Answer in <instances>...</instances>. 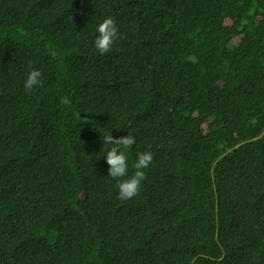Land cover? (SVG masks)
I'll return each instance as SVG.
<instances>
[{"label": "trees", "instance_id": "obj_1", "mask_svg": "<svg viewBox=\"0 0 264 264\" xmlns=\"http://www.w3.org/2000/svg\"><path fill=\"white\" fill-rule=\"evenodd\" d=\"M0 264H264V0H0Z\"/></svg>", "mask_w": 264, "mask_h": 264}, {"label": "clouds", "instance_id": "obj_2", "mask_svg": "<svg viewBox=\"0 0 264 264\" xmlns=\"http://www.w3.org/2000/svg\"><path fill=\"white\" fill-rule=\"evenodd\" d=\"M98 35L94 39V47L100 55L109 53L116 40L120 38L119 30L116 25V21L111 18H105L96 28ZM41 72L37 69H31L24 82V88L26 91L42 86ZM123 90L118 85L112 89H106L102 91H119ZM67 103V101H63ZM105 121V122H120ZM117 130V126H111ZM101 136V134H97ZM103 136V135H102ZM114 135H106L103 138V146H109L106 153V163L109 166L108 176L117 180L116 185L118 189L117 199L121 201L131 200L136 197L139 192L142 183L147 179L145 169H147L153 162L154 155L149 151L137 153V158L132 164L134 172L131 176L128 175V157L126 152L130 150L136 143L134 136L131 133H126V136L114 138ZM127 177V178H125Z\"/></svg>", "mask_w": 264, "mask_h": 264}]
</instances>
